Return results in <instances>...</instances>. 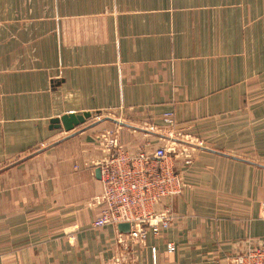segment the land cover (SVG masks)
<instances>
[{"label":"crops","instance_id":"obj_1","mask_svg":"<svg viewBox=\"0 0 264 264\" xmlns=\"http://www.w3.org/2000/svg\"><path fill=\"white\" fill-rule=\"evenodd\" d=\"M113 4L132 13H101ZM90 18L108 23L107 41L85 35ZM116 52L162 59L126 84L124 132L117 117L93 121L81 93L79 56ZM82 111L94 115L49 128ZM169 127L197 144L176 138L195 150L171 161L185 185L168 229L132 246L136 264H233L264 249V0H0V264H102L115 230L93 227L100 207L87 206L101 191L92 135L158 146Z\"/></svg>","mask_w":264,"mask_h":264},{"label":"built area","instance_id":"obj_2","mask_svg":"<svg viewBox=\"0 0 264 264\" xmlns=\"http://www.w3.org/2000/svg\"><path fill=\"white\" fill-rule=\"evenodd\" d=\"M170 142L181 146L183 151L191 148L187 142L168 137ZM100 156L94 161L100 169L101 191L87 201L91 207H100V213L92 222L93 227L111 226L116 242L145 244L149 234L158 236L168 229L173 218L168 200L179 195L184 181L168 154L180 158L179 147L160 145L153 149L146 146L132 147L119 138L118 129H105L97 137ZM186 161H190L187 149ZM128 224L127 232L117 229L119 224ZM168 244V250L174 251ZM129 254V252H127ZM125 254V256H128ZM152 261L155 250L151 249ZM235 264H264V251L248 250L237 255Z\"/></svg>","mask_w":264,"mask_h":264},{"label":"rangeland","instance_id":"obj_3","mask_svg":"<svg viewBox=\"0 0 264 264\" xmlns=\"http://www.w3.org/2000/svg\"><path fill=\"white\" fill-rule=\"evenodd\" d=\"M107 0H104V3ZM137 11V10H136ZM140 12V10H138ZM101 13H105L108 15L110 14H125V13H132L130 9L127 7H121L118 8V5L113 4V7H110L109 5H103L101 7ZM72 24V23H70ZM85 28V35L89 37L91 40L95 41H107L108 36V30L106 29V26H108V23L105 21H95L93 18L86 19L83 22L80 23ZM129 25H135L133 22H129ZM117 28L121 27V31L124 32V26L127 25L126 22H116ZM119 40H117L118 45ZM121 48H117L119 50ZM122 50H124V47H122ZM160 55L159 57H161ZM80 61L84 63V70H82V81H83V89H81V93H83L85 100L83 101L84 107L88 106H95L99 108L100 110L95 114V116L92 118L93 121H97L98 119H107L109 117H117L118 121H122V123H131V117L130 114H134V112H130V105H125V103H121L119 101H122L125 94V86L127 83H131V80L139 79L141 78V64H147L152 61L158 62L162 59H156L154 57H157V55H146V54H137V53H124V52H116V53H101L100 55L86 53V55H80ZM152 57V58H151ZM70 58L72 60H75L74 55H70ZM151 58V59H150ZM166 60H170V58H166ZM58 73L60 72H68V76H75L76 71L70 70V71H56ZM128 80L129 82H127ZM92 83L94 85L92 86ZM99 83V86H97ZM136 82H134L135 84ZM72 90V89H70ZM136 92L137 90L134 89ZM76 91V89H74ZM77 92V91H76ZM67 94H65V97ZM89 97L97 99V101H92L88 99ZM99 98V99H98ZM128 115V116H127ZM130 117V118H129ZM135 121H132L134 125H138L141 127H145L148 130H157L156 126L147 123L148 120H140V119H134ZM119 125V130L121 132H124L126 128L123 125ZM114 129V128H113ZM105 130V129H103ZM97 131L93 133L92 139L94 146H97V137L98 135L103 131ZM118 130V131H119ZM63 135V134H62ZM165 135L168 137H174L178 139H182L184 141L188 142H196L188 137H184L183 134L180 133H174L172 129L169 127L168 130H166ZM146 137V136H143ZM120 140H122V134H119ZM146 139V138H145ZM161 141V140H160ZM160 143L161 145L168 148L170 146H174L181 148L180 149V158H174V153L168 154V160L169 161H186L187 156L186 153L187 149L190 151V159L192 158V152L195 151L192 147L187 148L185 151H183V148L181 146H177L178 144L170 142V140H162ZM197 144V142L195 143ZM151 146L150 149H153L154 147L149 141L145 140L138 146ZM160 145V144H159ZM158 145V146H159ZM98 148V146H97ZM194 153V152H193ZM89 161H94L89 160ZM89 201V200H88ZM88 206V205H87ZM89 208H93L91 206H88ZM93 222V221H92ZM101 228V227H100ZM151 235V234H149ZM155 236V235H153ZM159 236V235H158ZM148 237V236H147ZM156 237V236H155ZM108 238V237H107ZM107 244L108 248V256L105 260H103L102 264H136L135 260L133 259V249L134 247H129V249H124V246L127 248L128 244L124 243L120 244L116 242L115 237L113 236L112 240ZM134 245H138L137 243ZM133 245V246H134ZM140 246V245H138ZM167 251L173 252L168 250L167 245ZM264 251V249L259 250ZM129 252V254H127ZM127 254L128 256H125ZM237 255L232 258V263L235 264V259Z\"/></svg>","mask_w":264,"mask_h":264},{"label":"water","instance_id":"obj_4","mask_svg":"<svg viewBox=\"0 0 264 264\" xmlns=\"http://www.w3.org/2000/svg\"><path fill=\"white\" fill-rule=\"evenodd\" d=\"M57 82V81H56ZM92 115H94L90 111H82V112H70L64 113L58 117H52L49 119V128H62L64 131H70L75 127L83 124L87 119H89ZM109 119V118H107ZM120 125L126 126L122 122H117ZM186 143V142H185ZM190 145L189 143H187ZM95 174L98 178H100V169L96 167ZM118 231L127 232L128 224L122 223L117 226Z\"/></svg>","mask_w":264,"mask_h":264}]
</instances>
